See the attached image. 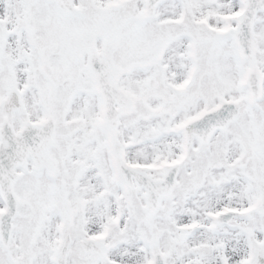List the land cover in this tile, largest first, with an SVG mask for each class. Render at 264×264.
<instances>
[{
    "label": "snow or ice",
    "instance_id": "obj_1",
    "mask_svg": "<svg viewBox=\"0 0 264 264\" xmlns=\"http://www.w3.org/2000/svg\"><path fill=\"white\" fill-rule=\"evenodd\" d=\"M0 264H264V0H0Z\"/></svg>",
    "mask_w": 264,
    "mask_h": 264
}]
</instances>
